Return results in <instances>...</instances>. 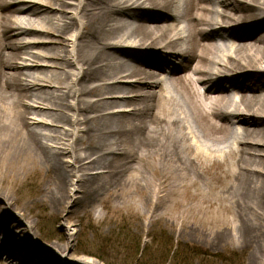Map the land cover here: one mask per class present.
I'll return each instance as SVG.
<instances>
[{
  "label": "bare ground",
  "instance_id": "1",
  "mask_svg": "<svg viewBox=\"0 0 264 264\" xmlns=\"http://www.w3.org/2000/svg\"><path fill=\"white\" fill-rule=\"evenodd\" d=\"M108 201L264 264V0H0V259L102 264L64 230Z\"/></svg>",
  "mask_w": 264,
  "mask_h": 264
},
{
  "label": "rangeland",
  "instance_id": "2",
  "mask_svg": "<svg viewBox=\"0 0 264 264\" xmlns=\"http://www.w3.org/2000/svg\"><path fill=\"white\" fill-rule=\"evenodd\" d=\"M73 70H76V66L72 67ZM40 178L38 172H32L14 180L10 187L13 204L20 206L33 197ZM98 212L99 217L95 213L87 214L81 221H75L72 227L65 228L64 231L70 236L67 252L70 251L75 258L91 256L102 264H134L131 261L133 254L137 252V244H140L138 253L147 251L148 248L154 249L161 244L159 241L165 235L174 246L198 248L203 256H195L192 264H248L245 250L230 243L215 246L202 237L177 236L174 233V223L165 219L149 221L146 213H142L136 204L124 206L108 201L98 206ZM28 213L45 242L61 241L60 229L64 228L66 222L57 219L48 204L36 203ZM42 245L48 246L47 243ZM220 255L223 260L218 261ZM13 261L17 263L16 260ZM0 262L9 264L2 258ZM169 263L168 260L165 262Z\"/></svg>",
  "mask_w": 264,
  "mask_h": 264
},
{
  "label": "trees",
  "instance_id": "3",
  "mask_svg": "<svg viewBox=\"0 0 264 264\" xmlns=\"http://www.w3.org/2000/svg\"><path fill=\"white\" fill-rule=\"evenodd\" d=\"M161 240L159 241L161 244L156 245V248H148L149 250L140 253H138L140 250V244H137V248L135 250L137 252L133 254V258L136 260H133L132 258L131 263L165 264V262L168 260L170 262L169 264H192L195 256H203V254L196 247L185 249L182 246L180 248L176 246V248L174 244H172L171 240H169V238H167L165 235L161 238ZM215 256L218 255H214V257ZM216 258L218 259V257ZM220 260H223L221 255L219 256L218 261Z\"/></svg>",
  "mask_w": 264,
  "mask_h": 264
}]
</instances>
